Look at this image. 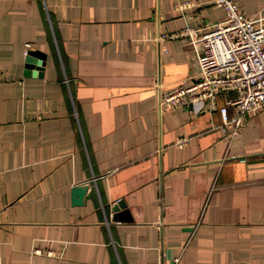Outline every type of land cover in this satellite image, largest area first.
<instances>
[{"label":"crops","instance_id":"0c3cea01","mask_svg":"<svg viewBox=\"0 0 264 264\" xmlns=\"http://www.w3.org/2000/svg\"><path fill=\"white\" fill-rule=\"evenodd\" d=\"M236 2L264 18V0ZM225 15L215 0H0V264H264V109L228 137L218 109L160 106L198 73L188 39L163 34ZM29 49L42 75L24 74ZM119 199L130 220L113 219Z\"/></svg>","mask_w":264,"mask_h":264},{"label":"built area","instance_id":"2783aa9c","mask_svg":"<svg viewBox=\"0 0 264 264\" xmlns=\"http://www.w3.org/2000/svg\"><path fill=\"white\" fill-rule=\"evenodd\" d=\"M215 1L225 10L223 19L206 29L186 25L163 34V39H188L198 73L189 82L163 92L160 106L202 103L205 110L218 109L221 129L232 137L239 133L247 115L264 109V18L245 14L236 0ZM219 97L224 102L217 107Z\"/></svg>","mask_w":264,"mask_h":264},{"label":"water","instance_id":"95a60500","mask_svg":"<svg viewBox=\"0 0 264 264\" xmlns=\"http://www.w3.org/2000/svg\"><path fill=\"white\" fill-rule=\"evenodd\" d=\"M46 53L40 49H29L26 56V65L27 70H25V75H42V68L45 64ZM36 62L39 64V71L34 70L31 72L29 69H32ZM91 191H89V185L86 183L75 184L71 187V203L73 205H82L91 197ZM113 211V219L115 220H130L129 210L126 207L124 200L119 199L113 203L111 206Z\"/></svg>","mask_w":264,"mask_h":264}]
</instances>
